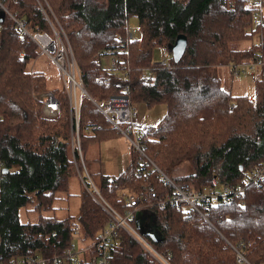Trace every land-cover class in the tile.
Instances as JSON below:
<instances>
[{
	"label": "trees",
	"instance_id": "1",
	"mask_svg": "<svg viewBox=\"0 0 264 264\" xmlns=\"http://www.w3.org/2000/svg\"><path fill=\"white\" fill-rule=\"evenodd\" d=\"M0 2L32 32L51 35L49 21L58 20L87 94L117 95L127 86L132 103L166 106L163 119L143 129L141 140L144 153L167 177L174 167L190 162L193 172L169 177L174 182L202 189L215 179L235 187L248 171L264 163V73L254 83L252 100L223 89L215 68L248 62L260 49L264 25L259 29L253 23L252 12L245 8L247 0H46L50 8L43 0ZM130 18L136 19L140 37L126 41ZM0 21V156L8 169L0 180V264H9L19 257L63 253L74 244V225L83 240L92 241L109 217L84 190L75 221L71 216L20 221L19 210L32 202L36 209L53 210L56 194L68 193L77 169L66 91L49 89L45 75L27 67L38 56L36 45L21 35L10 16L0 14ZM117 34L128 49L129 72L124 80L93 61L98 50L118 44ZM179 34L187 38L179 61L171 58L168 66L153 63V51L167 49ZM260 53L264 58V51ZM105 76L107 86L97 81ZM46 91L59 103L55 118L40 114L41 96L34 95ZM91 124L101 125V130L86 134L83 129ZM115 135L82 97L79 142L86 170L106 202L123 213L126 195L139 193L148 183L159 195L169 187L154 168L138 176L133 153L118 176L97 173L96 180L87 168L86 147ZM240 198L243 206L237 205ZM240 198L210 208V224L197 214L186 216L167 206L142 212L134 225L160 253L170 254L171 264H238L230 245L241 249L250 263L264 264V182L247 187ZM99 255L94 249L78 264H90L89 258ZM108 259L110 264H158L120 228Z\"/></svg>",
	"mask_w": 264,
	"mask_h": 264
},
{
	"label": "built area",
	"instance_id": "2",
	"mask_svg": "<svg viewBox=\"0 0 264 264\" xmlns=\"http://www.w3.org/2000/svg\"><path fill=\"white\" fill-rule=\"evenodd\" d=\"M247 8L252 12L253 23L261 29L264 25V0H247ZM0 14H6L11 17L16 28L22 36H27L36 45L39 54H44L51 59L55 67L60 71L61 77L65 83L66 95L68 99V112L71 126V147L74 154L76 169L85 185L86 191L92 196L101 208L108 214L109 220L107 226L97 233L94 240L88 244L84 250L85 254L90 255L91 251L97 249L101 252L99 256L89 258L90 264H110L108 259L109 246L116 235L117 229H122L128 236L135 241L150 257L158 264H171L170 254L160 253L153 244L142 234L134 225L139 212L148 211L156 207L164 210L167 206H172L181 210L186 216L197 214L210 224L208 211L210 208L220 204L231 202L234 198H240L244 190L249 186H257L264 182V163L248 171L241 183L232 187L229 182H218L212 180V186L197 189L187 183L174 182L160 171L156 165L144 154L141 136L143 129L137 124V110L135 104L131 102L128 96V87L124 86L117 95H100L91 97L85 91L80 72L74 58L71 46L63 29L54 19V23L49 21L52 34L43 32H32L26 26L23 20L16 19L10 14L0 2ZM2 23L0 21V31ZM126 41L134 40L132 32L126 31ZM259 51L252 54L251 59L243 64L231 63L228 68L231 77H238L241 73L249 74L254 81H259L264 73V58L260 51H264V35H259ZM116 46L107 47L98 50L93 58L95 64L100 65L102 69L107 70L119 79H127L129 68L127 66V46L123 45L122 39L116 35ZM172 58L171 52L164 49V53L158 65H169V59ZM145 77V75H143ZM104 86L109 84V76L98 78ZM82 97L88 98L96 110L108 122L116 134L121 135L127 142V150L137 157L138 173L145 175L149 167L157 170L159 179L169 187V190H162L159 195L155 186L148 183L139 193H131L125 197V209L119 213L113 209L101 196L97 187L91 180L82 156L79 142V111ZM41 106L47 116H55L59 113V103L51 91H46L41 95ZM101 130V125H86L83 131L86 134ZM77 162H79V169ZM5 169L4 162L0 156V180ZM242 198L237 200V205L243 206ZM84 241L78 231L77 225L73 226L74 240ZM235 254V261L238 264L250 263L244 256L243 251L236 246L230 245ZM80 252L75 250L74 244L71 248L64 250L61 254L52 257L28 256L19 257L11 260L9 264H47L49 261L56 264H78L81 256Z\"/></svg>",
	"mask_w": 264,
	"mask_h": 264
},
{
	"label": "rangeland",
	"instance_id": "3",
	"mask_svg": "<svg viewBox=\"0 0 264 264\" xmlns=\"http://www.w3.org/2000/svg\"><path fill=\"white\" fill-rule=\"evenodd\" d=\"M43 2L47 8H50L46 0H43ZM245 8H247V6H245ZM52 15L53 17L55 16L54 14ZM126 27H128V31L132 32L133 36L136 39L140 37L139 25L136 19L130 18L125 24V29ZM163 53H164L163 48H156L153 51V55H152L153 63L159 62L162 58ZM37 54L38 56L36 57V59L29 62L27 64V67L30 68L31 71L43 73L47 78L49 89L62 88L66 91L65 83L63 78L61 77L60 71L55 67L51 59H48L47 56H45L44 54L41 53L39 54L38 50H37ZM231 63H235V62H231ZM231 63L220 64L215 67L222 88L227 91H230L233 96H246L249 99L253 100L255 97V85H254L255 81L251 78L249 74H245V73H241L240 76L232 78L230 75V70L228 68L229 64ZM43 93L44 92L40 93L39 95L35 94L34 96L36 98H40V96ZM100 95H107V94H95L90 96L97 97ZM134 104L138 113L137 124L141 129L157 126L160 123V121L163 119L167 111L166 106L164 104H155L150 107H148L145 103H134ZM233 107L234 105L230 104L229 110L231 111ZM40 114L43 118H55L58 115L57 114L55 116H47L44 113L42 106L40 108ZM85 152L87 159V168L89 172L93 174V177L96 180H97V173H102L111 177L118 176L124 170V168L129 164L132 155L131 152L127 150V142L121 135L108 137L107 139H103L99 142L92 141V143H89L87 145ZM77 165L78 167H80L79 162H77ZM191 172H193V170L190 165V162L184 161L178 166L174 167V170L170 174L171 176L169 175V177L172 178L175 176H181ZM84 190H86L85 185L83 184L77 172V176L71 178L70 180V187L68 193L56 194L55 200L53 201V210L46 212L43 210L36 209L35 203L32 202L19 210V219L22 223H27V222L34 223L39 219L40 216L54 217L55 219L58 220H61L67 216H71L75 221L79 214L80 195ZM90 243L91 241L89 240H84V241H80L76 239L74 240L75 250L77 252L81 250L80 252L81 257L87 255L82 250H84V248Z\"/></svg>",
	"mask_w": 264,
	"mask_h": 264
},
{
	"label": "water",
	"instance_id": "4",
	"mask_svg": "<svg viewBox=\"0 0 264 264\" xmlns=\"http://www.w3.org/2000/svg\"><path fill=\"white\" fill-rule=\"evenodd\" d=\"M186 44H187V38L185 35L183 34H179L176 36L174 42L170 45L167 46V49L171 52L173 61L176 63L179 61V59L182 57V55L184 54L185 48H186ZM8 169H4L3 173H7ZM142 217V212H139L137 214V219H141ZM151 239L154 241H159L158 239H155L151 236Z\"/></svg>",
	"mask_w": 264,
	"mask_h": 264
}]
</instances>
